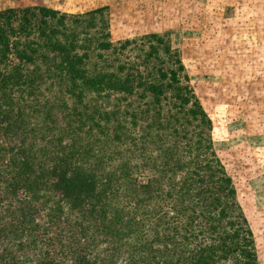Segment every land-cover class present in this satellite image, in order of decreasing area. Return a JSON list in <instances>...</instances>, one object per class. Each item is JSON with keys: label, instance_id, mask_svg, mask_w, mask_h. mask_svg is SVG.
Masks as SVG:
<instances>
[{"label": "rangeland", "instance_id": "374dc122", "mask_svg": "<svg viewBox=\"0 0 264 264\" xmlns=\"http://www.w3.org/2000/svg\"><path fill=\"white\" fill-rule=\"evenodd\" d=\"M39 5L66 14L64 24L67 29L75 30L78 43L84 44L85 47L78 51L86 52L85 63L89 70L103 68L112 71L123 62L126 68L134 65L142 74L147 73V78L154 79L157 68L166 71L175 68V65L172 63L173 57L165 55L160 45L151 55L145 56L150 44H155L148 35L157 34L168 41L170 49L175 52L182 65V70L177 71L179 82L188 86L204 111L209 125L206 127L199 117L193 118L184 112H178V121L171 119L163 132L166 133V139H169V135H175L172 134L174 130L178 134L185 133V139L180 140L187 144L182 155L186 162L195 157L199 164L209 158L212 166L217 165L229 177L234 191L232 198H224L219 192L215 194L221 203L233 201L237 209L228 213L226 219L222 220L224 225L215 234L210 235L212 232L203 228L204 224L194 223V230H203L197 231L193 239L188 241L177 234H168L169 238L166 239L165 235L160 236L162 230L158 231V228L166 226L162 217L157 220L149 212L153 208L157 211L161 208L159 215L164 210L165 213L174 214L176 205L165 200L163 193L155 192L152 186H138L150 176L147 168L139 166L131 172L135 189L125 190L124 186H119L122 197L110 200L104 218L97 226L90 227L84 237L72 238L75 235L71 232L70 221L73 218H70L72 215L65 209L61 217L50 216L52 221L49 225L46 223L49 216L45 215V210H37L33 216V223L36 225L34 224L33 233L29 237L30 247L16 252L24 261L23 264H168L166 258L190 255V250L202 243L211 242L214 235L231 233L232 227L227 221L235 219L239 222L238 211L245 218L251 233L257 264H264V0H0V11ZM101 6L105 9L95 14L91 20L86 12ZM103 32L107 35L101 37ZM96 37L109 41L111 47L95 48ZM125 40L129 41L126 47L118 48ZM174 91V88H166V97L159 103L161 108L158 114L163 121L169 112L175 110L172 106V102H177ZM36 95L39 100L46 99L51 103L52 108L47 111L58 120L63 118L69 107H80L71 96L48 81L40 85ZM25 98L29 100L31 97ZM149 100L148 96L138 98L136 94L83 90L82 102L87 104L86 107L94 106L95 111L91 133L87 131V126L91 123L88 121L81 129V137L95 149L100 144H106L105 139L111 136V126L120 122L129 132V139L135 138V143L139 144L138 136L143 133L146 120L139 117V110L144 109L145 101ZM62 102L65 107L61 105ZM148 105L151 106V103ZM158 105L152 103L155 109ZM190 106L184 105L183 110ZM88 111L92 112V109ZM135 113L138 117L132 116ZM39 116L37 122L42 123L43 113ZM132 119L135 120L134 125L130 121ZM155 132L161 131L152 128L150 133ZM43 134V137L49 138L47 133ZM94 139L96 144L90 142ZM66 141L67 139L62 140L63 143ZM113 142L110 145L112 149L124 152L129 146L128 151L141 160L148 159L150 143L145 145V153H138L136 150H140V145L134 147L132 140ZM208 142L210 149L205 148ZM143 145L144 142L142 148ZM107 150L109 153L106 155H111V149ZM122 152L114 157V164L122 160ZM140 159L131 156L129 162L140 164ZM187 168L194 167L189 164ZM200 169L199 174L205 173V176H201L202 183L195 181L199 174L189 172H177L175 178L187 175L192 190L202 191L197 187L205 184H209V189L213 190L212 183L207 181L208 172ZM192 190L186 193L192 197V201L186 197L182 201L180 198L175 201L181 209L183 205L187 208L191 206L197 212L202 209V204L214 201L206 198L204 203L203 198L207 192L198 196L190 195ZM146 195L151 198L140 199ZM7 204L12 208L13 199ZM84 204L89 203L85 201ZM157 204L161 206L158 208ZM115 212L121 222H134L133 229L136 230L128 238H122L117 247L114 246L117 235L104 227ZM183 212L186 215L192 214L188 210ZM178 216L181 218L183 215ZM108 226H117L119 233L123 231L116 221ZM181 232L188 234L187 230ZM139 240L141 243H148L147 247L139 250L136 247ZM221 261L235 264L230 257ZM172 264H187V261Z\"/></svg>", "mask_w": 264, "mask_h": 264}, {"label": "trees", "instance_id": "16d2710c", "mask_svg": "<svg viewBox=\"0 0 264 264\" xmlns=\"http://www.w3.org/2000/svg\"><path fill=\"white\" fill-rule=\"evenodd\" d=\"M104 9L101 6L87 11L86 14L92 20L95 14ZM65 18V13L42 5L0 11V264L24 263L16 252L30 247L29 237L36 225L33 223V216L37 210H45V215L49 216L46 223L49 225L52 221L50 216L61 217L65 209L72 215L70 218H73L70 221L71 232L75 234L72 238L86 236L88 229L97 226L104 218L110 200L122 197L119 186H124L125 190L135 189L131 172L139 166L147 168L150 176L145 183L136 186H152L155 192L163 193L165 200L176 205L174 214L165 213L164 210L159 215L161 204L156 205L158 211L153 208L149 212L157 220L162 217V222L166 225L158 228V231L162 230L160 236L165 235L168 239V234H177L189 241L203 228H208L212 232L210 235L215 234L224 225L222 220L226 219L228 213L234 208L237 209L233 201L221 203L215 192L221 193L224 198H232L234 191L229 177L217 165L212 166L209 158L199 164L195 157H191L188 162L182 158L187 144L180 138L185 139V133L178 134L174 130L172 134L175 135H169V139H166V133L163 132L166 124L171 119L178 121V112H184L193 118L199 117L206 127L209 125L204 111L188 86L179 82L177 71L182 70V65L175 52L170 49L168 41L157 34L148 35L155 44H150L145 56L151 55L160 45L165 55L173 57L172 63L175 65V68L166 71L157 68L154 79L147 78L148 74H142L134 65L126 68L123 62L112 71L103 68L89 70L85 63L86 52L78 51L85 46L78 43L75 30L67 29ZM106 35V32L101 33V37ZM95 39V48L111 47L109 41L99 37ZM127 43L129 41L125 40L118 48H125ZM45 81L61 88L80 107H69L61 120L51 116L48 112L52 108L51 103L46 99L36 98V92ZM166 88L175 89L173 95L177 102H172L175 110L169 112L163 121L158 111L161 108L160 101L166 97ZM83 90L136 94L138 98L148 96L150 100L145 101V108L139 110V117L146 119L143 133L138 136L139 144L135 143V138L129 139V132L120 122L111 126V136L105 139L107 145L100 144L94 149L85 142L80 135L81 129L85 123L91 121L87 126V131L91 133L95 110L94 106L89 108L82 102ZM25 96L31 98L27 100ZM150 103L151 106L148 105ZM152 103L159 105L155 109ZM186 104L191 106L183 110ZM61 105L66 106L63 102ZM88 109H92V112ZM40 113H43L42 123L37 122ZM132 116L138 117L136 113ZM130 121L135 124V120ZM152 128L161 132L151 134ZM42 133H47L49 138L43 137ZM147 138L149 139L146 140ZM64 139L67 141L63 143ZM127 139L132 140L134 147L140 145V150H136L138 153H145V145L150 143L148 159L141 160L128 151L129 146L124 152L110 147L113 141L125 142ZM90 142L97 143L95 139ZM108 148L111 149V155H106L109 153ZM205 148L210 149L209 142L205 144ZM120 152L124 153L123 158L114 164V157ZM131 156L140 159V164H131ZM189 164L194 168H187ZM199 167L208 172L207 181L212 183L213 190L209 189V184L197 187L202 191L192 190L187 175L175 178L180 171L199 174ZM201 176H205V173L199 174L195 181L202 183ZM190 190V195L197 196L207 192L203 198L204 203L206 198L214 201L202 204V209L197 212L191 206L187 208L183 205L181 209L175 201L179 198L182 201L184 197L192 201V197L186 195ZM150 198V195H146L140 199ZM12 199L11 208L7 203ZM85 201L89 204H84ZM185 210L192 214H184ZM178 215L183 216L180 218ZM237 217L239 222L235 219L227 221L232 227L231 233L221 232L214 235L211 242L202 243L190 250V255H176L178 257L166 258L165 261L168 264L176 261H187V264H225L221 259L230 257L235 264H257L245 218L240 211ZM115 221L121 225V233L117 226H108ZM107 222L104 227L117 235L114 239L115 247L120 245L122 238H128L131 232L136 231L133 229L134 222H121L117 212ZM194 223H202L204 226L200 230H194ZM182 230H187L188 234L185 235ZM152 240L153 238L150 241ZM147 245L148 243H141L139 240L136 247L141 250ZM32 247L35 248L34 245Z\"/></svg>", "mask_w": 264, "mask_h": 264}]
</instances>
